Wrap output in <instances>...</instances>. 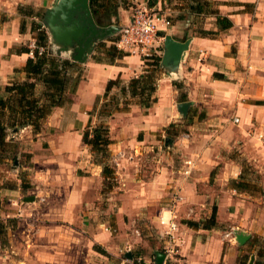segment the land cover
I'll use <instances>...</instances> for the list:
<instances>
[{
  "label": "crops",
  "instance_id": "0c3cea01",
  "mask_svg": "<svg viewBox=\"0 0 264 264\" xmlns=\"http://www.w3.org/2000/svg\"><path fill=\"white\" fill-rule=\"evenodd\" d=\"M138 1L143 4L146 0ZM215 1L232 26L207 37L193 32L190 16L174 20L160 37L169 34L181 42L188 39V48L177 66H159L155 102L144 109L130 100L127 109L96 120L108 126L113 150L109 162L117 166L115 176L120 184L116 193L108 192L104 210L97 202L107 192L102 188V167L93 162L82 133L88 124L94 125L108 80L119 78L126 84L143 73L140 54L97 61L93 57L97 43L109 45L112 34L98 40L85 62H76L83 72L71 102L54 107L40 131L31 126L7 130L6 140L18 149L13 153L12 172L19 169L29 179L35 199L26 205L30 214L22 216L26 206L17 208L21 227L8 233L9 247L0 250V264H125L126 259L132 260V251L127 252L126 247L140 241L127 232L135 221L133 214L157 208L150 218L158 226L160 217L169 213V195L174 192L180 196L173 209L179 228L178 252L166 263L239 264L246 248L251 250L250 256L255 255L257 240L264 239V195L237 190L230 182L249 181L243 168L249 164L264 190V145L256 137L264 133V0ZM51 4L52 0H0V87L14 79V69L24 66L30 57L17 51L28 46L33 33L30 27L20 31L18 7L46 9ZM118 16L123 23L129 20L126 9H119ZM207 17L213 21L203 28L216 32L215 18ZM160 44L162 54L163 39ZM111 92L117 93L118 88ZM182 102H189L186 116L177 109ZM233 116L239 118L238 123L232 121ZM182 123L187 132L173 140L180 161L172 163L165 153L150 156L149 151L161 141L158 132ZM145 159H154L149 168L140 165ZM186 160L193 161L188 175L184 174ZM38 196L43 208L34 211L41 203ZM105 210L110 221L103 219ZM213 211V227L187 224L203 222ZM159 227L163 236V223ZM235 229L247 236L243 244L235 241ZM156 251L150 257L153 260Z\"/></svg>",
  "mask_w": 264,
  "mask_h": 264
},
{
  "label": "trees",
  "instance_id": "16d2710c",
  "mask_svg": "<svg viewBox=\"0 0 264 264\" xmlns=\"http://www.w3.org/2000/svg\"><path fill=\"white\" fill-rule=\"evenodd\" d=\"M105 1L89 0V7L97 24H103L101 20H105L106 14L111 11L110 9H114V6L122 0H107L113 2L112 5L107 6ZM216 5L215 0H179L177 7L181 13L177 16V19H183L185 16L193 17V19L212 16L215 18L216 32L206 30L203 26L195 27L193 32L198 36H215L218 31H226L232 26L231 20L227 16L221 15ZM18 13L22 17L26 15L33 16L31 13H25L23 6L18 7ZM195 22L192 20V23ZM41 25V23L32 22L30 30L35 32V36H32V38L36 45L46 46L48 35ZM25 28L24 21H20V31H24ZM115 38L108 39L110 41L109 45L104 41L97 43L93 54L95 60L112 61L115 57L125 55V52L118 50L113 44ZM17 51L28 53V46L21 47ZM143 59L145 65L143 73L130 78L126 84H123L119 78L107 81L102 96L105 101L97 109L98 116L106 118L116 111L127 109L130 100L137 101L144 109H148L155 102L156 71L160 68L161 55L147 56ZM14 73L15 78L0 87V158L11 146L6 140L8 129L17 130L21 127L31 126L33 131H40L43 128L45 118L54 107L71 102V96L76 91L81 79V68L76 62L58 57L52 54L51 51L40 55L35 51L33 56L27 58L24 66L14 69ZM21 73L24 74L23 79L19 78ZM213 76L222 78V75L218 73H214ZM115 87L118 88V92L112 93L111 91ZM120 103L125 106L121 108ZM82 142L89 147L93 162L101 165L103 179L113 177L115 171L108 162V145L111 143L108 126L103 122L96 125L88 124L82 133ZM232 185L237 190L251 187L249 183L240 181H233ZM8 221H14V219L9 218ZM187 224L192 227H198L199 225L204 228L213 227L215 225V213L213 211L211 216L203 222L189 221ZM1 232L3 230L0 226ZM1 240L6 241V237L5 239L2 237ZM257 256L258 259L253 264H264V252L259 249ZM239 258V264H246L242 256Z\"/></svg>",
  "mask_w": 264,
  "mask_h": 264
},
{
  "label": "rangeland",
  "instance_id": "374dc122",
  "mask_svg": "<svg viewBox=\"0 0 264 264\" xmlns=\"http://www.w3.org/2000/svg\"><path fill=\"white\" fill-rule=\"evenodd\" d=\"M53 2V0H52ZM106 2V6L107 5H112L113 2L110 1H105ZM49 3V0H48ZM46 3H44L45 6ZM142 3H139L138 0H122L121 2H118V5L114 6L116 8L113 9L111 8L109 11V14H106L105 16V20H101V22L103 23V26H107L110 24H114L117 26H122L125 23H123L122 19H119L118 16V10L123 8L126 9L129 13V19L131 17V14L133 12V10L141 5ZM144 5L147 6H153V4H156L157 7H160V10L164 11L165 15L167 16V18L169 19L170 23L172 24L174 20L177 19V16L181 13V11L179 10V8L177 7V5L179 4V0H146L144 3ZM44 6H34V5H24L23 6V11L25 13H31L33 14V16H21V21L23 20L25 23V27H30L31 23H41V27L45 30V32L48 34L49 36V32L48 29L44 26L43 24V14L45 11V7ZM155 7V8H157ZM101 11L103 9H100ZM105 10V9H104ZM107 12V11H106ZM112 12V13H111ZM19 16V17H20ZM191 20L196 21L194 24V26L196 28H198L199 26H208V23L210 22V20L213 21V19H211L210 17H198L193 19V17H190ZM117 35V31L112 33V37L114 38ZM31 40H33L32 36H35V32H33L31 35ZM108 44V43H106ZM45 48V52L51 51L52 54L61 57V58H69L66 57V54H62L61 56L57 55V50L58 48L51 43V40L48 37V42L47 45L44 46ZM123 52V51H122ZM157 54L161 55V52L158 53H154L151 52L150 56H155ZM101 55V54H100ZM103 56V55H101ZM149 56V57H150ZM142 57V56H141ZM81 73L83 72L81 67ZM159 69L156 71V74L158 73ZM18 76V75H17ZM21 76V75H20ZM104 99V98H103ZM120 106V105H119ZM123 106H125L124 104H121V108H123ZM200 108V107H199ZM200 110V109H198ZM197 114L199 115L200 111H196ZM97 114V111L95 112ZM115 113V112H114ZM113 113V114H114ZM94 117L93 119V124L96 125L100 122L105 123L104 121H96L97 119H102L103 117L98 116V114ZM112 114V115H113ZM111 115V116H112ZM110 116V117H111ZM108 118V117H106ZM106 124V123H105ZM107 125V124H106ZM186 123H182L179 126H174V125H169L165 128V132H161L159 131L158 133L160 134V139L161 141L159 143H157L156 145H154V148H152V150L149 151V155L150 156H157L158 152L162 153L168 157L171 156L172 157V163L175 164V161H180V154L179 151H175V147L173 146V140L174 138L181 134V133H186L187 129H186ZM109 132V131H108ZM164 134V137H161V135ZM264 133H257L256 137L259 140V142H261V144L264 145V139L259 138V135ZM111 143L108 145V153H109V157L111 155ZM17 149V146L13 147L10 146L8 148V150L6 152L3 153V155L1 156V160H0V226L2 227L3 232L0 233V250L1 249H6V247H9V242H8V233L9 232H14V231H18L19 226H20V222L19 219L22 217H19L20 215H16L17 214V208L19 206H26L28 203L33 204V202H24L23 201V197L25 196H31V195H35V192H31V186L29 184V179L25 178V176H23V174L21 173V171L18 169L17 172L13 173L12 169H13V165H14V160L16 158L15 154H13ZM18 150V149H17ZM169 153V154H168ZM11 157H14L13 159ZM91 158L93 159V157L91 156ZM155 158V157H154ZM154 159H145V161H143V163H141L140 165L143 166L144 168H149V166H151V164L153 163ZM17 161L20 162L22 161V157L17 158ZM109 162V161H108ZM109 164L113 167H117L114 162H109ZM243 166H247V167H243L245 168V173L247 174V178H250V180L248 181H241L240 182H248L250 184V188H246L247 190H253L255 192H260L261 195H264V190L262 189V187H260L258 185V181H259V175L257 174L256 170L254 169L253 166L249 165V164H244ZM20 168V166H19ZM115 171V169H114ZM244 171V170H243ZM245 174V175H246ZM246 180V179H245ZM230 184L232 185L233 182L231 181ZM119 186V180L117 179V176H115V173L113 175V177L110 178H106L105 180H103L102 183V188L103 190H106L107 192H105L103 194V197L100 198L97 202L99 203V205H101L99 208H101V210H104V207H107V205L105 203H108V200H106L105 198L108 195L109 191H113L114 193H116V191L118 190V188H116L117 186ZM255 186V187H253ZM11 189V190H10ZM172 193L169 195V198L171 199ZM39 203V206H37V208L35 207V209H33L34 211L36 210H40L43 208V200L42 197L38 196L37 198ZM11 200H15V201H20L19 204L15 205L11 203ZM168 203V202H167ZM169 205V204H168ZM167 205V206H168ZM170 206V205H169ZM26 208V212L23 213L22 216H24V214H27V212L30 214L31 210H27V206ZM104 208V209H103ZM157 208H150L148 212L144 211H136L133 216L135 221L132 222L130 224V227L127 228V232L129 235H134L138 238H140V241H137V244L131 245V246H127L126 248H128L129 251L127 252H131L132 251V255L131 258L132 260L128 261L126 259V257L120 253V258L121 259H126L125 260V264H136V260L140 257L143 259V261H150L151 260V255H153V250L157 249L158 251H161L163 249L164 246V236L161 235L160 230L161 228L159 227V225L162 226L161 222H158V226H156L152 221V218H150V214H154V211H156ZM105 213H103V219L105 221H110V215H107L108 213H106V210L104 211ZM110 214H113V208L110 209ZM81 213V212H80ZM15 214V215H13ZM9 218L14 219V221H8ZM21 227V226H20ZM111 227V224H110ZM109 227V229H110ZM103 229V227H101ZM112 230V228L110 229V231ZM164 230V229H163ZM162 230V232H163ZM6 237V241L1 240V238ZM257 245L258 247L256 248V250L254 251V256H250L251 254V250L247 249L245 251H243L241 253V256L243 257V259L245 260L246 264H249L251 257H253L251 264H253V262L258 259L257 256V251L260 249L264 252V239H258L257 240ZM146 255V256H145ZM240 256V257H241ZM249 256V257H247ZM247 257V258H246ZM240 259V258H239ZM247 259V260H246Z\"/></svg>",
  "mask_w": 264,
  "mask_h": 264
},
{
  "label": "water",
  "instance_id": "95a60500",
  "mask_svg": "<svg viewBox=\"0 0 264 264\" xmlns=\"http://www.w3.org/2000/svg\"><path fill=\"white\" fill-rule=\"evenodd\" d=\"M43 24L48 29L51 43L58 50L57 55L63 53L70 60L78 63L85 62L98 40H106L119 26L110 24L98 25L89 7V0H53L50 7L43 14ZM189 40L178 41L169 34L163 38V50L159 66L172 68L178 65L184 51L188 48ZM189 102H182L177 106L179 113L186 116ZM34 195L23 198L24 202H31ZM233 237L238 244H243L247 236L242 232L233 230ZM129 257V253L126 254ZM164 253L155 252V264H163ZM251 257L249 264H251Z\"/></svg>",
  "mask_w": 264,
  "mask_h": 264
},
{
  "label": "built area",
  "instance_id": "2783aa9c",
  "mask_svg": "<svg viewBox=\"0 0 264 264\" xmlns=\"http://www.w3.org/2000/svg\"><path fill=\"white\" fill-rule=\"evenodd\" d=\"M156 4L153 6H147L141 4L137 6L127 23L120 26L116 38L113 42L118 50H121L129 54H140L142 57L150 56L151 52H160V32L171 25L169 19L165 15L164 11L160 10ZM38 55L45 52L44 46L36 45L34 40H31L28 44V54L33 56L34 52ZM234 123L239 122L237 116L232 117ZM259 138L264 139L263 134L259 135ZM186 169L184 174L188 175L193 167L192 160H186ZM171 204L168 209V214L164 217H160V221L164 225V246L162 252L164 253L163 264H166V260L174 258L178 252V222L176 215L173 211L176 201L180 200L178 192H174L171 195ZM12 204L18 203L15 200H11ZM17 215H21L20 210H17ZM136 264H155V260L143 261L142 258L136 260Z\"/></svg>",
  "mask_w": 264,
  "mask_h": 264
}]
</instances>
